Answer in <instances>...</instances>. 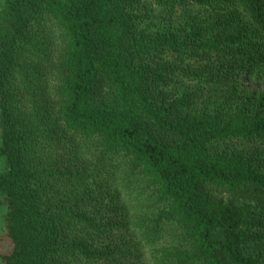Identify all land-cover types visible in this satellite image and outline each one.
Returning a JSON list of instances; mask_svg holds the SVG:
<instances>
[{"label": "trees", "instance_id": "trees-1", "mask_svg": "<svg viewBox=\"0 0 264 264\" xmlns=\"http://www.w3.org/2000/svg\"><path fill=\"white\" fill-rule=\"evenodd\" d=\"M0 20L1 264H264V0Z\"/></svg>", "mask_w": 264, "mask_h": 264}, {"label": "rangeland", "instance_id": "rangeland-1", "mask_svg": "<svg viewBox=\"0 0 264 264\" xmlns=\"http://www.w3.org/2000/svg\"><path fill=\"white\" fill-rule=\"evenodd\" d=\"M0 23H2V21ZM240 81H241L242 86L245 88L258 90V91H264V79L263 78L255 76V77H250L247 79V78L242 77ZM3 213H4V208L0 206V238H2V241H1L2 248L1 249H3V251H6L8 249V242L4 238V233H3V226H2Z\"/></svg>", "mask_w": 264, "mask_h": 264}]
</instances>
